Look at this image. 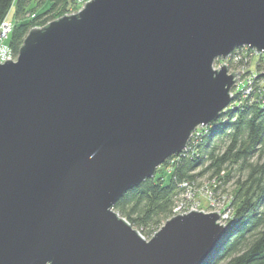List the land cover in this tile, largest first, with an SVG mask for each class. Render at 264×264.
I'll list each match as a JSON object with an SVG mask.
<instances>
[{"label":"water","instance_id":"obj_1","mask_svg":"<svg viewBox=\"0 0 264 264\" xmlns=\"http://www.w3.org/2000/svg\"><path fill=\"white\" fill-rule=\"evenodd\" d=\"M264 53V0H87L0 62V264H203L216 211L143 236L114 204L179 154ZM264 74V71L261 72Z\"/></svg>","mask_w":264,"mask_h":264},{"label":"trees","instance_id":"obj_2","mask_svg":"<svg viewBox=\"0 0 264 264\" xmlns=\"http://www.w3.org/2000/svg\"><path fill=\"white\" fill-rule=\"evenodd\" d=\"M37 3L35 7L31 0H0V23L11 13L8 19L12 30L6 42L13 58L31 28L43 26L81 5L78 0ZM259 58L258 75L252 79L253 92L246 97L239 91L234 93L227 108L200 131L198 140L188 141L187 150L170 156L113 207L148 238L184 201L186 188L181 183L194 186L198 207L202 205L197 191L206 186L214 199L224 201L222 209L229 208L230 214L225 221L226 233L203 264H264V86H260L264 81V57ZM232 62L228 66L233 68ZM234 62L245 67L249 59L242 56ZM200 177L205 178L197 181ZM230 179H234V185L229 191L226 185Z\"/></svg>","mask_w":264,"mask_h":264},{"label":"rangeland","instance_id":"obj_3","mask_svg":"<svg viewBox=\"0 0 264 264\" xmlns=\"http://www.w3.org/2000/svg\"><path fill=\"white\" fill-rule=\"evenodd\" d=\"M31 2H32V5L31 6H35V7H38V3H37V0H31ZM83 4V3H82ZM82 4L81 5H78L79 6V8L80 7H82ZM79 8H77V9H75V10H71L70 11V13H74L76 10H78ZM70 13H68V14H70ZM8 16L11 18V13H9L8 14ZM8 39V38H7ZM6 39V40H7ZM5 40V41H6ZM247 47V46H246ZM250 57H249V56ZM244 57H246V56H248V57H246L245 59H249V62H248V65L247 66H245L244 67V65H238L237 66V62H234V61H239V60H241L242 59V57H240V58H238V59H236V60H234L232 63H234V65H236V66H234L233 65V68L230 66H228V64H226L225 63V60H223V59H216L215 61H214V63H213V68H215V69H218L222 64H225L226 65V67H227V73L228 74H231L232 73V71H241V73L240 74H237L235 77H234V79L235 78H237L238 77V79H237V81L235 80V83H234V85L232 86V88L230 89V91H229V94H230V102H231V99H232V97H233V95H234V93H236V92H241V94H242V97H246V96H248V95H250V93H252L253 92V81H252V79H254L255 77H256V75H258V73L256 72V68L258 67L257 66V62L259 61V57L260 56H263L264 57V53H257L255 50H253V49H251V51L250 50H246L245 51V53H244V55H243ZM16 58V57H15ZM14 58V59H15ZM257 66V67H256ZM229 67V68H228ZM246 71H248V72H246ZM262 71H264V70H262ZM261 71V72H262ZM248 73V74H247ZM262 76H264V74H261ZM261 87L262 86H264V81H262L261 82V85H260ZM263 99V101H264V97L262 98ZM230 102H229V104H230ZM228 104V105H229ZM227 105V106H228ZM227 106H226V108H227ZM226 108H224V109H226ZM223 109V110H224ZM222 110V111H223ZM216 120V119H215ZM204 129H206V127H203V128H197L195 131L196 132H200L201 130H204ZM191 136H192V133H191V135H190V137H189V140H190V138H191ZM188 140V141H189ZM198 140V139H197ZM188 141H187V147H188ZM185 146V147H186ZM185 148H183V150H184ZM182 150V151H183ZM181 151V152H182ZM156 171V170H155ZM205 177H200L197 181H200L201 179H204ZM234 183V179H230L229 180V182L227 183V185H226V189L227 190H231L232 188H233V184ZM205 184V183H204ZM208 185H209V183H208ZM197 188H199V187H197ZM197 192H199V195H198V197H200V201H201V205L202 206H200V207H198V209L197 210H202V211H205V212H211V211H214V210H211V209H208V205L206 204V203H209L210 201H209V199H207V192H205V188H203V187H201V188H199V190L197 191ZM211 191L209 190V193H210ZM195 207L197 208V203H195ZM208 209V210H207ZM216 211H218V209H216ZM181 212V211H180ZM187 212H189V211H187ZM177 213H179V212H176L175 214H177ZM229 216V215H228Z\"/></svg>","mask_w":264,"mask_h":264},{"label":"built area","instance_id":"obj_4","mask_svg":"<svg viewBox=\"0 0 264 264\" xmlns=\"http://www.w3.org/2000/svg\"><path fill=\"white\" fill-rule=\"evenodd\" d=\"M79 2H81V4L85 3V1L87 0H78ZM82 4V5H83ZM9 16H7L1 23H0V62H4L6 60V58H11V59H14L13 58V55H12V52H11V49L10 47L7 45V42L5 41L7 38H8V35L10 34L11 30H12V24H11V21ZM249 48L246 47V46H242V47H239V49L234 53L233 55V52L231 53V55L229 57H227L225 60V63L228 64L230 60L234 61L240 57H242L245 53L246 50H248ZM241 54V56H240ZM244 57V56H243ZM246 57H244L245 59ZM197 129V128H196ZM195 129V130H196ZM193 131L192 132V136L190 138L189 141H192V143H194L197 139H199L200 137V132H196V131ZM187 145V143H186ZM185 150H187V146L184 147ZM181 185L186 188V191L184 193V201L182 202H179V204L175 207V213L176 212H179V213H184V212H187V211H191L192 210H197L198 208V202L195 201V197H194V189L192 186V184H189L187 182H183L181 183ZM205 188V192H207L206 190V186L203 187ZM207 199H209V203H208V206L211 210H214L216 211V209H218V212L219 213V221L222 222V223H225L226 219L229 217L228 215L230 214L229 213V208H226V209H222L225 205L224 201H221L219 199H214L211 194L209 192H207ZM221 201V202H219ZM195 203H197V208L195 207ZM181 211V212H180Z\"/></svg>","mask_w":264,"mask_h":264}]
</instances>
